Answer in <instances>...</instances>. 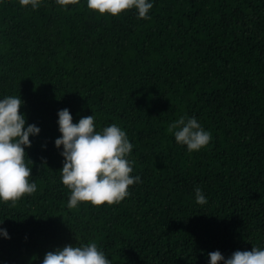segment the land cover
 <instances>
[{
    "label": "trees",
    "instance_id": "obj_1",
    "mask_svg": "<svg viewBox=\"0 0 264 264\" xmlns=\"http://www.w3.org/2000/svg\"><path fill=\"white\" fill-rule=\"evenodd\" d=\"M100 15L87 0L37 8L0 0V100L20 96L36 125L31 195L0 200V264H42L95 242L111 264H210L209 253L264 249V0H149ZM94 115L133 145L140 182L117 204L68 208L58 112ZM196 118L209 144L188 151L167 129ZM46 161V167L44 162ZM199 187L207 203H196Z\"/></svg>",
    "mask_w": 264,
    "mask_h": 264
},
{
    "label": "clouds",
    "instance_id": "obj_2",
    "mask_svg": "<svg viewBox=\"0 0 264 264\" xmlns=\"http://www.w3.org/2000/svg\"><path fill=\"white\" fill-rule=\"evenodd\" d=\"M22 7L37 8L40 0H19ZM60 6L77 4L79 0H56ZM153 4L149 0H87V8L100 15L115 17L130 9L138 11V18L150 19L148 13ZM20 96H7L0 100V200L7 203L20 200L36 192L37 185L29 182L33 162L25 158L26 148L31 147L30 137L39 135L40 129L26 126V117L21 114L23 105ZM68 109L58 112L61 136L55 140L57 149L64 158L60 171L61 181L70 189L68 208H76L81 202L94 206L117 204L129 195V186L140 182L139 176H131L132 164L128 155L133 145L126 132L116 124L96 131L94 115L82 117L78 123ZM167 131L174 135L178 144L188 151H198L209 144L211 133L205 131L196 118L180 117L170 124ZM46 167V161L44 162ZM196 203L204 205L207 200L201 189L195 188ZM0 236L10 239L6 229L0 228ZM210 264H264V249L252 246L251 251H235L225 258L219 251L209 253ZM42 264H111L95 242L86 245H66L62 249L45 254Z\"/></svg>",
    "mask_w": 264,
    "mask_h": 264
}]
</instances>
